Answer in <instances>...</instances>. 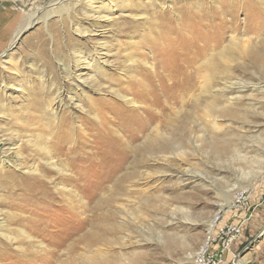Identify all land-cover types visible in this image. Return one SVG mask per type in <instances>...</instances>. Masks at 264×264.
<instances>
[{
    "label": "rangeland",
    "instance_id": "obj_1",
    "mask_svg": "<svg viewBox=\"0 0 264 264\" xmlns=\"http://www.w3.org/2000/svg\"><path fill=\"white\" fill-rule=\"evenodd\" d=\"M11 5L21 18L0 54V264H194L212 215L240 189L249 219L224 264H264V0ZM231 20L239 51L191 67L189 95L145 126L126 101L159 88L134 66L181 72L228 42ZM185 31L192 40L176 49Z\"/></svg>",
    "mask_w": 264,
    "mask_h": 264
},
{
    "label": "bare ground",
    "instance_id": "obj_2",
    "mask_svg": "<svg viewBox=\"0 0 264 264\" xmlns=\"http://www.w3.org/2000/svg\"><path fill=\"white\" fill-rule=\"evenodd\" d=\"M74 1H79V0H74ZM236 1L237 0H231V3H234ZM197 12L198 11H196L194 14H196ZM201 17H202V15L200 16V18ZM180 18L181 17H179V19ZM179 19L177 18L176 21H179ZM35 20L34 21H28L27 25L29 23L32 24L33 22H35ZM232 21H235L236 23L232 22ZM163 22H165V21H163ZM235 24H237V20H231L230 25L228 27H226L228 30L231 31L232 36L229 37L228 42L225 44H222V42H221L222 39H218L217 40L218 41L217 46L215 45V46L210 47V48H205V50H203L202 52H197L193 57H190V58H186V57L189 53L194 52L197 49L195 44H190L189 47L186 49V51L184 53L180 54V57L177 54H174L172 58H175V60L172 61V66L173 65L176 66L178 62H180L183 58H186L184 70H182L181 72H177L176 70H174V73H171L170 69H173L172 67L167 68L168 70L163 68V70L158 71L157 70V65H158L157 61H154L149 66L137 63V65L134 67L141 69V78L144 77L145 79H147V82H148L146 87L147 86L151 87L153 85V82L156 81L157 87L159 88V94L157 96H156V94H155V96H153L154 94L150 95V96H148L147 94H144V97L138 96L137 97L138 99L134 95L135 97H131L129 100L126 101V102L131 103L133 105L129 108V110L131 112L134 110L135 111L137 110V111H141V112L145 113V115H144L145 126L151 127L153 130L155 128H159L163 124V122H165L167 120L166 118L169 117V114H171V115L174 114L175 107L181 103V101L184 99V97L187 95V93L189 95L190 91L192 90V87L195 85V76H194L195 69L192 70L191 67H193L195 65L198 66L197 65L198 62H201L199 65H202L205 63L206 60H210V59H216V60L227 59L228 57L235 54L232 52V49L229 47L230 45L235 46L234 50L239 51V46L236 44L237 37H236V35H234L236 32V27H234V26H236ZM157 28H158V26L157 27L155 26L153 28V30L150 29L149 33H150V35L152 34V36H147V38L150 41V46L153 45V47L156 50H159V49L164 48L165 46H164L163 40L158 41V40H155L153 38V36L161 34L159 29L156 30ZM222 29H224V28H222ZM186 33H189V31H185L184 33L177 34V37L173 38V40L171 41V44L176 46V49H178L179 46L187 44L188 42H190L192 40L191 35L190 34L186 35ZM164 35L168 36V34H164ZM198 47H199V45H198ZM206 66L212 67V65H206ZM135 68H133V70L136 71ZM202 77H203V83L206 82V76H202ZM88 78H89V76H87V79ZM138 87H139V85H138ZM139 88H141V86ZM144 93H145V91H144ZM142 98L144 99V102L146 101L148 103V105L146 107L138 106V104ZM147 103H145V104H147ZM48 165L52 167L51 162H48ZM57 169L60 171V173H62L63 171L66 172V166L61 165V166L57 167L56 170ZM32 173L33 174L31 175V178L34 181L42 183L41 179H42L43 175L41 174L42 173L41 169L35 168L32 171ZM58 179H60L58 182L64 183L66 180H68V175L65 173L61 174L60 178H58ZM66 192L69 193L68 190L62 191V193H66ZM24 223H23V221H20L21 227L17 229L18 230L17 233L20 237L22 235L26 236L25 235L26 231H24V227H25ZM208 229H209V227H208ZM236 264H242V263H240L238 261Z\"/></svg>",
    "mask_w": 264,
    "mask_h": 264
},
{
    "label": "built area",
    "instance_id": "obj_3",
    "mask_svg": "<svg viewBox=\"0 0 264 264\" xmlns=\"http://www.w3.org/2000/svg\"><path fill=\"white\" fill-rule=\"evenodd\" d=\"M250 202L248 189L236 190L228 205L212 215L205 239L194 255V264L225 263L249 219Z\"/></svg>",
    "mask_w": 264,
    "mask_h": 264
},
{
    "label": "crops",
    "instance_id": "obj_4",
    "mask_svg": "<svg viewBox=\"0 0 264 264\" xmlns=\"http://www.w3.org/2000/svg\"><path fill=\"white\" fill-rule=\"evenodd\" d=\"M38 1L39 0H0V54L8 47L9 41L11 39L9 36L8 39L5 40L2 35H4V33L10 35L12 21H20L21 18L20 11L14 9L11 4L16 3L21 7V9L23 7L27 9ZM35 16L36 14L32 16L30 21H34Z\"/></svg>",
    "mask_w": 264,
    "mask_h": 264
}]
</instances>
